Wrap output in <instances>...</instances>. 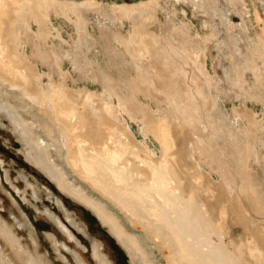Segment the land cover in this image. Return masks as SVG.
Here are the masks:
<instances>
[{"label":"bare ground","instance_id":"1","mask_svg":"<svg viewBox=\"0 0 264 264\" xmlns=\"http://www.w3.org/2000/svg\"><path fill=\"white\" fill-rule=\"evenodd\" d=\"M186 1L201 9L214 23L215 15L223 25H228V19L218 7L219 0ZM226 1L234 11L242 4V0ZM156 3V0L129 5L112 2L105 9L98 0L81 3L0 0V114L13 117L12 121L22 130L27 158L63 193L97 216L119 244L127 248L132 264H264V191L254 175L246 171L250 157H256L255 146L246 145L237 133L238 125L245 128L244 119L253 123V130L259 129L254 124V112L239 110L242 116L237 129L232 126L224 133L218 126L217 115L222 116L218 109L217 115L213 113L215 99L207 93L209 86L215 85L214 79L207 75L200 56L195 53L193 56L172 36L167 41L154 37L146 40L142 37V32L148 34L146 31L129 33L126 55L135 72H139V79L133 82H126L125 78L121 83L116 82L103 75L100 66L86 59L95 48V40L88 32L90 13L102 15L113 24L136 17L150 22L156 16ZM53 18L74 26L78 39L84 41L83 45L75 44L70 55L83 60L79 73L101 76L104 81H100L101 85L108 83L109 89L102 88L101 93H96L83 88L76 95L53 80L54 74H62V59L68 55L54 45L55 40L60 44L63 39ZM183 30H175V36L183 37ZM229 38L235 43L232 34ZM112 40L124 46L116 33ZM222 45L229 47L224 42ZM27 47L31 48L29 55ZM131 51L137 56H132ZM106 56L115 68L114 57L122 58V64L126 62L125 54L118 56L116 51L112 54L106 50ZM148 56L155 76L150 73L142 78L147 72L142 73L139 64ZM251 56L259 58V54ZM228 57L234 64L233 55L230 53ZM250 63L252 60L247 58L239 69L247 71L246 64ZM40 65L46 66L48 72L40 70ZM234 66L238 70V65ZM241 75L238 71L233 83L243 90ZM41 76L50 78V83L43 86ZM113 83L123 87L134 101L139 92L159 105L170 107L177 112L173 116L178 122L173 121V110H164L169 116L156 118L150 108H139L135 102L137 107L131 106L132 102H125L123 97L115 102ZM179 91L185 94L186 101L178 96ZM245 94L247 100L255 97ZM132 122L140 124L141 139L135 135ZM228 136L230 140L233 138L232 142ZM151 137L158 143L160 152L152 151L147 145L146 140ZM218 138L229 150L226 159L223 156L225 160L212 151L211 140ZM199 149L218 165L220 183L194 160V151ZM234 226L241 230L237 236ZM245 234L251 237L246 241L247 249L243 247ZM213 235L218 242L211 239ZM0 240L10 250L9 256L0 248V264H32L20 258L18 251L1 236ZM94 249L100 264H112L98 245Z\"/></svg>","mask_w":264,"mask_h":264},{"label":"rangeland","instance_id":"2","mask_svg":"<svg viewBox=\"0 0 264 264\" xmlns=\"http://www.w3.org/2000/svg\"><path fill=\"white\" fill-rule=\"evenodd\" d=\"M71 1L81 3L84 0ZM98 1L102 2V6L106 7L105 9H109L112 2H123L129 5L141 1L155 0ZM156 1V16L154 20L152 17L150 22L146 18L138 17L139 20H137L136 17L135 20L128 19L122 21V23L115 22L113 24L102 15L90 13V16H87L90 19L88 21V32L91 38L95 40V48L87 54L88 57L86 59L88 62L91 61L100 66L101 72L104 73L103 75H107L112 80L121 83L124 78L126 82H133V79L136 81V78L139 79V72H135V68L133 69V66L129 64L130 58L126 55L125 51V47L128 44L130 45L129 33L146 31L147 35H144V32H142L143 39L154 37L161 41H163L162 39L167 41L172 36L174 40H178L180 45L193 56L194 53L198 54L200 61H204L207 75L214 79L213 84L215 85L213 87L209 86V89L207 87V93L215 99V110L213 113L217 115L218 109L219 114L222 116L217 115L220 129L225 133L232 126V128H236L238 122H241L239 116H242V113L239 110L243 109L245 113L254 112V124L259 129L253 130L254 127H251L253 123L244 119L242 123L245 125V128L238 125L239 129L237 133L246 145L255 146L256 157H250V165L246 167V171L254 175V178L260 184L258 186L264 191V1L262 3V0H242V4L237 5V10L234 11L226 0H219L218 7L223 16L228 19V25L226 26L215 15L214 23L212 18L210 19L204 15L201 9H196L190 1ZM105 12L107 13L108 10ZM53 22L56 28L59 27L63 39V42L61 41L60 44L55 40L54 45L58 50L60 48L63 54H68L62 59V65L60 66L62 74H54L53 80L62 83L69 90L71 89L72 92H75L76 95H78L77 91L83 88L96 93H101L103 89H109L108 86L110 84L104 83L103 86L101 85L104 82L101 76L98 78L94 77L92 73H79L82 69L81 64L83 60L80 58H77V60L73 59L70 55L75 44L78 46V42H80V45H83L84 41L78 39L74 26L70 25L67 21H63L61 18H53ZM147 22L149 25L146 24ZM141 23H144L143 26H141ZM212 23L213 25H211ZM145 24L147 27H144L146 26ZM214 24L215 29L213 28ZM177 28L180 30L184 29L183 31L185 32H181L184 35L183 37L178 36V34L175 36ZM113 33H116L118 40L124 46L113 42ZM230 34L233 35L235 43L231 42L229 38ZM49 41L52 42L51 40ZM222 42L226 43L229 47H224ZM30 49V47L26 49L28 55L30 54ZM46 50H49V47H46ZM106 50H110L112 54L116 51L118 56L125 54L126 62L122 64L120 62V60H123L122 58L114 57L113 59L117 66L115 68L107 60ZM230 53L236 59L234 60V64L238 65V70H235L234 64L230 62L231 59L228 57ZM254 53L259 54L258 59L251 56ZM130 54L132 56L136 55L134 51H131ZM148 57L146 59L151 60ZM245 58L251 59L252 63L246 64L249 67L247 71H242L239 68L245 64ZM146 59H143L142 63L139 64L141 69H143L142 73L147 72L146 75L142 74L141 77H148L150 75L154 77L155 73L153 70L151 71L152 67L149 65L150 60L146 61ZM201 65L198 63L199 68L202 67ZM39 69L48 72L46 66L40 65ZM238 71L242 73L241 78L243 82L241 86L243 90L237 88L233 83ZM95 75H99V73L95 71ZM207 75L205 76L206 79ZM50 80L46 76H41L40 79L43 86L48 85ZM100 81L103 82L100 83ZM113 84L115 86H113L115 94L117 95L113 97L115 102L123 97L122 99L125 102H132L130 103L131 106L137 107L138 105L139 108H150L156 118L167 117L169 113L165 111L173 110L165 105H159L148 95L139 92L136 93L137 98L134 95L138 104L123 87L118 88L117 84ZM105 86L107 87L105 88ZM119 89L123 96L120 94ZM257 91H260V93ZM1 92L2 89H0V95ZM245 93L247 95L254 94L255 97L247 100ZM257 95L260 96L257 98ZM178 96L184 101L187 99L181 91H179ZM134 102L137 104L136 106ZM200 114L202 115L201 112ZM173 115H177V112L174 111ZM176 119L173 116V121L177 123ZM12 120L13 117L8 118L4 114H0V236L18 251L20 258L32 264H100L99 259L95 255V244L99 246L100 252L112 264H132L133 261L126 251L127 248L119 244V241L101 224L97 216L81 202L63 193L41 168L37 167L27 158L26 141H24L23 132ZM132 127L137 138L141 139L140 124L132 122ZM178 128L177 126V131ZM254 134L257 136H254ZM219 139H212L211 144H213L212 151L215 154L217 153L222 160L224 155L225 159L226 155H229V150L224 145V141ZM231 140L233 141V138ZM231 140L230 142H232ZM146 142L152 151L160 152L158 143L152 137L150 140H146ZM189 146L193 147V142ZM203 147L202 149H205V146ZM202 149H199V152L198 150L194 151V160L199 163L202 170L210 174L212 173L211 176L214 181L220 183L221 176L218 173L219 170L216 169L218 165L215 166V162L213 163L206 153H202ZM198 154L200 155L198 156ZM224 158L223 160H225ZM210 168H214L215 170H211ZM233 181L231 179L234 188L235 184ZM136 230L141 232L139 228H136ZM240 231L238 226H234L235 235L239 234ZM215 236H211V239L214 242H218V238ZM250 240V235L245 234V243L243 245L245 249H247L246 241L249 242ZM3 247L7 251L3 252ZM0 248L4 255L10 256L9 248L1 240ZM165 253L167 255L166 249H163V256H166Z\"/></svg>","mask_w":264,"mask_h":264}]
</instances>
